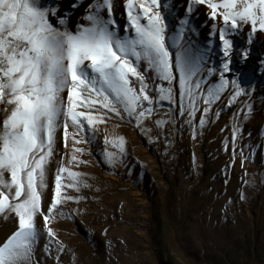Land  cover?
Here are the masks:
<instances>
[{
  "label": "rangeland",
  "instance_id": "1",
  "mask_svg": "<svg viewBox=\"0 0 264 264\" xmlns=\"http://www.w3.org/2000/svg\"><path fill=\"white\" fill-rule=\"evenodd\" d=\"M91 3L59 0L58 15L69 13L68 27L75 32L77 24L87 26L83 17ZM159 3L169 33L187 19L185 41L204 53L207 68L219 69L222 17L213 19L206 5L193 0ZM113 18L120 35L131 34L125 31V0H114ZM228 38L236 49L249 50L243 66L233 58V67L254 70L250 83L242 85L246 95L233 100L229 86L205 103L219 72L206 75L190 114V101L187 96L181 100L178 82L171 85L172 99L161 100L158 89H167L168 82L141 63L139 71H147L148 95L154 100L152 105L143 102L153 109L150 114L138 119L123 105H117L119 115L101 104L78 107L103 122L88 126L81 117L85 127L78 131L68 119L67 139L61 116L54 154L46 164V187L40 189L41 211L50 219L45 224L43 215L35 218L38 236L31 264H264V72L259 68L264 31L252 33L251 24H241ZM132 86L139 89L135 77ZM62 96L67 105V89ZM3 119L0 112V123ZM106 153L113 154L111 162ZM60 167L67 169L60 173L62 197L71 199H62L50 212ZM69 171L79 174L77 187L70 186ZM17 229L14 214L0 215V246Z\"/></svg>",
  "mask_w": 264,
  "mask_h": 264
},
{
  "label": "snow or ice",
  "instance_id": "2",
  "mask_svg": "<svg viewBox=\"0 0 264 264\" xmlns=\"http://www.w3.org/2000/svg\"><path fill=\"white\" fill-rule=\"evenodd\" d=\"M193 3L206 5L213 19L218 15L223 19L219 69L207 68L204 53L185 41L187 19L180 22L181 27L174 34L169 33L159 0H125V31L131 30V34L124 36L113 18L114 0H93L83 17L87 26L77 24L75 32L68 27L69 13L58 15L59 0H0V112L4 113L0 123V215L7 219L14 214L18 219V229L0 246V264H31L38 236L35 218L43 215L45 224L50 219L41 211L40 189L46 187V164L54 154L62 115L67 139L68 119L78 131L84 129V120L88 126L103 122L91 111H77L78 107L91 109L92 105L101 104L119 115L117 105H123L125 112L136 114L138 119L150 114L153 109L143 107L145 101L148 105L154 103L145 82L147 71L169 84L167 89H158L161 100L172 99L171 85L178 82L181 100L187 96L190 101V114H194L196 95L206 75L219 72V82L208 89L205 103L219 98V93L229 86L234 90L233 100L248 94L242 85L250 83L254 70L247 73L242 67H233V58L243 66L249 59V50L236 49L228 34L241 24H251L252 33L264 31V0ZM76 6L74 3L73 8ZM188 11H192L191 4ZM53 18L61 27L54 26ZM141 63L147 71H139ZM259 68L264 72V59ZM132 77L139 82L138 90L132 86ZM66 89L67 105L62 96ZM200 123L203 125L204 121ZM80 142L74 139V143ZM123 143L120 138L121 150ZM106 155L111 162L113 154ZM72 159L76 160L75 154ZM65 171L64 167L57 170L50 212L62 199H71L61 194L64 185L60 173ZM68 175L74 181L70 186L77 187L79 174L69 171ZM48 235H55L51 228Z\"/></svg>",
  "mask_w": 264,
  "mask_h": 264
}]
</instances>
